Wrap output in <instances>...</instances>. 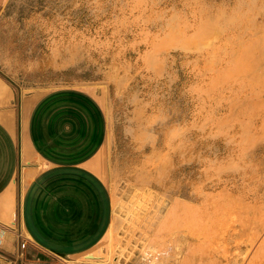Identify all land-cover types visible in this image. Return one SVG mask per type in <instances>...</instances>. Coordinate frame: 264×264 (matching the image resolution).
I'll list each match as a JSON object with an SVG mask.
<instances>
[{"label":"rangeland","instance_id":"374dc122","mask_svg":"<svg viewBox=\"0 0 264 264\" xmlns=\"http://www.w3.org/2000/svg\"><path fill=\"white\" fill-rule=\"evenodd\" d=\"M263 4L8 0L0 71L12 83L0 78L14 100L18 88L35 98L77 87L108 117L102 177L112 223L89 253L100 258L63 264H196L194 244L205 238L210 249L230 246L219 264L248 263L264 229L243 242L228 231L245 207H259L253 215L264 221ZM243 69L260 72L255 90L244 75L229 81Z\"/></svg>","mask_w":264,"mask_h":264},{"label":"crops","instance_id":"0c3cea01","mask_svg":"<svg viewBox=\"0 0 264 264\" xmlns=\"http://www.w3.org/2000/svg\"><path fill=\"white\" fill-rule=\"evenodd\" d=\"M107 135L91 92L61 87L14 100L0 78V200L16 194L11 219L0 220V264L77 262L97 248L112 223L102 177Z\"/></svg>","mask_w":264,"mask_h":264},{"label":"bare ground","instance_id":"6f19581e","mask_svg":"<svg viewBox=\"0 0 264 264\" xmlns=\"http://www.w3.org/2000/svg\"><path fill=\"white\" fill-rule=\"evenodd\" d=\"M262 43H263L262 47L258 48L259 54L256 53L258 56L264 54V40ZM258 56H255L254 54L250 56L251 62L255 66L258 65V61H257ZM240 57L243 58V57H245V55L242 54V55H240ZM236 58H239V56ZM232 61H235V60H232ZM248 65H250V64H248ZM248 65L246 66V68H248ZM230 74H231V76L229 77V81L234 79V78H231L234 76L239 77L241 75H244L245 77H247L249 79V84L253 90L256 89L258 78L260 76V72H254V71L249 70V69H243L240 74H234V73L233 74L230 73ZM221 79H225V76L223 74L220 76L219 79H216L215 82H218ZM238 83H240V81H238ZM258 92L259 93L261 92V94L264 95L263 90L258 91ZM259 115H261L263 117V118L261 117L263 119V121H262V124L260 126L261 130H263L264 129V112L260 113ZM177 168L178 167L176 165H174L173 173L176 172ZM15 195L16 194L14 192V189H11L10 191L6 192V194L0 200V210H1L0 211V220L8 221V219H11L10 216L12 215L13 209L15 207V201H14V198L16 197ZM262 195L264 197V194H262ZM258 196H259V193H255V200H257V201L260 200V198H263L261 196H259V198H257ZM258 208L259 207H257V206H254L253 208L252 207L251 208L245 207V209L243 211H241L240 213H238V216L236 217V221H235L236 226H234L232 229H230L228 231V233L232 232V230H233V232L235 231L237 233H238V231H240L241 240H242V236H245V234L247 235L246 236L247 240H248V238L253 240V241L255 239H257L259 236V233L261 234L263 229H264V221H263V224L261 226L257 225L256 220H255L256 219L255 215H253V214L258 213V211H259ZM230 216H231L230 218H234V216H232V215H230ZM229 221H231V220H229ZM11 223H13V222L11 221ZM229 223H231V222H229ZM160 229L161 228H159V230ZM160 231L162 232V230H160ZM160 231L158 232L156 239H153L154 243L157 240H161V238L165 235V233L163 234V232L161 233ZM237 233H235V234H237ZM0 234H1V232H0ZM108 235H109V233H108ZM190 235H191L190 237H193V235H194L193 231L190 232ZM207 240H208V238H205V240L200 239V240H197L195 242L194 245L196 248V256L194 257L193 262L196 264H219V258L222 257L223 255L227 256V253L225 251H228L230 246L228 245L227 246L228 249L223 250L221 252L220 247L216 248L215 250L213 248L210 249L206 244L208 242ZM243 240H242V242H243ZM253 241L251 242V244L254 243ZM238 243H239V241H238ZM238 246H237L236 251L239 248ZM155 250H156V248H155ZM86 257L88 259H91V260L96 259V258H100V257L95 256L93 254L86 255ZM247 264H264V240L256 248L254 254L249 259Z\"/></svg>","mask_w":264,"mask_h":264},{"label":"water","instance_id":"95a60500","mask_svg":"<svg viewBox=\"0 0 264 264\" xmlns=\"http://www.w3.org/2000/svg\"><path fill=\"white\" fill-rule=\"evenodd\" d=\"M0 75L4 78V79H6L8 82H11V80L3 73V72H1L0 71ZM12 83V82H11ZM13 85H15V84H13ZM15 86H17V85H15ZM18 96L20 97V89L18 88Z\"/></svg>","mask_w":264,"mask_h":264},{"label":"built area","instance_id":"2783aa9c","mask_svg":"<svg viewBox=\"0 0 264 264\" xmlns=\"http://www.w3.org/2000/svg\"><path fill=\"white\" fill-rule=\"evenodd\" d=\"M21 246L24 247V243H21Z\"/></svg>","mask_w":264,"mask_h":264}]
</instances>
